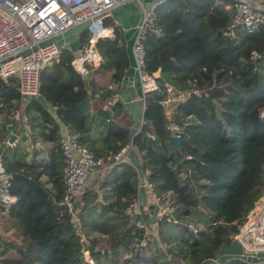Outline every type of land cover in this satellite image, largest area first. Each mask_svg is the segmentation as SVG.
<instances>
[{"label":"trees","instance_id":"1","mask_svg":"<svg viewBox=\"0 0 264 264\" xmlns=\"http://www.w3.org/2000/svg\"><path fill=\"white\" fill-rule=\"evenodd\" d=\"M228 3L160 0L154 5L157 34L145 33L141 73L166 76L175 95L196 89L207 97L173 102V114L167 116L164 93L146 94L137 133H130L121 105L110 99L129 64L118 27L97 39L101 64L86 83L66 49L41 70L38 97L27 105L39 119L38 139L49 148L44 158L26 162L10 156L12 162L4 164L16 175L10 189L15 203L8 227L0 224V264H86L81 248L91 264H249L239 258L213 262L264 196V26L254 34L239 31L234 39L225 38L233 16ZM90 36L82 27L79 49ZM89 94L100 100H90ZM20 100L16 80H0V116L12 113ZM42 103L55 110L58 122ZM89 108L93 114L87 121ZM186 122L181 150L175 151L167 124ZM58 123L94 158L116 154L128 144L137 150L150 194L157 201L168 199L172 211L157 221V241L128 213L137 198V172L128 163L94 170L70 212L57 206L63 192ZM141 213L144 221L147 214ZM190 224L200 228L197 235Z\"/></svg>","mask_w":264,"mask_h":264},{"label":"built area","instance_id":"2","mask_svg":"<svg viewBox=\"0 0 264 264\" xmlns=\"http://www.w3.org/2000/svg\"><path fill=\"white\" fill-rule=\"evenodd\" d=\"M226 1L229 2L226 9L230 8L232 3L233 16L223 33L225 38L234 39L239 31L254 34L264 26V0ZM132 2L137 3L141 10L140 24L132 45L131 56L137 71V88L140 92L142 111L144 96L150 93H164L161 102L164 109L173 102H185L191 96L207 97L206 93L202 94L196 89L175 95L173 86L168 81H158L155 74L141 73L145 33L153 31L157 34V32L153 30L154 7L146 11L140 0H23L21 2L0 0V80L6 82L8 79H15L21 99L37 98L39 73L57 58L61 50L55 38L68 30L87 27L91 32L88 45L78 49L71 62L73 69L82 78L86 75L87 67L94 63L96 58L97 39L110 36V31L101 27L98 18ZM252 57L256 58L257 55L253 53ZM165 111L168 112L169 109ZM141 124L142 120L140 126ZM187 126V122L182 126L168 123L167 129L171 136L180 137ZM145 137L150 141L154 139L148 133H145ZM5 144L6 141H2L0 148ZM131 147V144H128L116 154L94 158L77 144L66 128L62 127L59 150L63 163L61 171L63 192L57 206L70 212L73 199L81 193L94 170L105 165L127 163ZM190 159V156H186V160ZM11 179V175L2 166L0 150V224L8 217V212L15 203V197L10 191ZM143 186H146L144 177L137 174V189ZM156 204L160 208V218L171 215L168 199L156 200ZM128 213L136 217L134 222L136 227L143 228L148 237L156 240L155 235L142 220L137 198L129 204ZM71 217L74 219L72 214ZM188 228L194 235L200 231V228L194 224H190ZM236 240L244 254L252 256L250 264H264V196L255 203L247 215L236 235ZM80 243H85L83 237L80 238ZM140 245L144 246V242ZM80 252L84 262L91 264L87 254L82 252V248Z\"/></svg>","mask_w":264,"mask_h":264},{"label":"crops","instance_id":"3","mask_svg":"<svg viewBox=\"0 0 264 264\" xmlns=\"http://www.w3.org/2000/svg\"><path fill=\"white\" fill-rule=\"evenodd\" d=\"M158 1H160V0H158ZM133 4H134L133 2L128 3L126 5H123L117 9L113 10L111 12V14H112L111 22H107V24H105L104 27L101 26L102 28L107 29L110 32H111L113 27H118L122 31V34H123V41H124L125 50L127 53L128 63H129L127 72H126L125 77H124L126 79V83L123 85V87H121V85H120L115 96H113L110 99L111 100L112 99L117 100L119 102V104L121 105V111L123 112V114H125L126 120H128L131 124V127H130V133L131 134H134L137 131H139L140 122L142 120L141 119L142 118V102H141L140 96L137 93V90H138L137 89V71L134 68V63L132 61V56H131L132 55L131 54L132 45H133V42H134V39H135V36L137 33V28L140 24L141 12H139V10H137V8ZM146 4H147V6L145 8L143 7L144 10H146V11H149L150 9H152L154 7L153 5H150V0H147ZM76 29H77V31L75 33H73L74 38L71 41L68 39V41H67L68 43H65L63 41V39H61V43H60V41L58 40L59 36L55 38V42L57 44H59L61 49L69 50V51L73 52V54L76 53L77 50L79 49L76 37H77L78 33L81 31V28H76ZM100 64H101L100 57L96 53V58L94 60V63H91L87 67L86 75L89 76V74L94 73L98 69ZM93 65H96V66L91 69V66H93ZM155 76L158 77L160 79V81H167V78L164 75H160V74L156 73ZM87 80H88V77L86 79V82H87ZM89 97H90V100H92V101H99L100 100L97 96H94V95L92 96L89 94ZM106 100H108V99H106ZM42 105L45 108V110L53 117V119L56 122H58V120L56 119L55 114H54L55 110L46 104L42 103ZM171 111L172 110L170 108L169 111L166 112L167 116H169L168 113L173 114V112H171ZM87 112H88L87 113L88 114L87 121H90L92 114H93V111L91 110V108H89ZM189 121H191V119ZM59 126H60L59 132L61 134L62 133V126L60 124H59ZM30 129L31 130L29 131L28 127H22L21 128V127H14L13 125H10V130H8V133L14 134L13 136H15V141H22V143H23L26 141L25 140V138L27 137L26 134H29L31 136L33 134L31 131H34V133H36V130H37L36 127L30 128ZM30 139H31L30 141L32 143L36 141V138H34L32 136ZM127 163L130 164L136 170L138 175H142L143 166L141 163L140 156L134 147H131L129 152H128ZM140 190H141V192H140ZM154 200L155 199L150 194V190L148 187L143 186V187H139L137 189V203H138V206L141 209V211H145L146 213H148L147 217L144 221L148 225V229L151 230V232L156 231V223L158 220H160L159 212L158 211L156 212V210L154 208V204H153ZM159 210H160V208H159ZM4 221H7V219H5ZM4 221L1 223V226H4L3 225ZM234 243H236L238 245V247H239L238 249L232 248ZM231 258L243 259L244 261H246L249 264L252 261V256L244 254L242 248L240 247V244L237 241L233 242L231 244V247H229L228 249L221 250L216 255L214 260L219 262V261H224V260L231 259Z\"/></svg>","mask_w":264,"mask_h":264},{"label":"rangeland","instance_id":"4","mask_svg":"<svg viewBox=\"0 0 264 264\" xmlns=\"http://www.w3.org/2000/svg\"><path fill=\"white\" fill-rule=\"evenodd\" d=\"M11 1H15V0H11ZM16 1L21 2L23 0H16ZM146 1L147 0H140V3L143 5L144 8L147 6ZM157 1L158 0H150V5L154 6L157 3ZM133 5L137 8V10H139V12H141L140 7L138 6L137 3H134ZM98 20H99L101 26H104L107 22H111V20H112L111 12L105 16L99 17ZM76 31H77V29L68 30V31L64 32L62 34V36L60 35L61 37L59 36L58 40L61 43V39H63V41L65 43H68L67 42L68 39L71 41L74 38L73 33H75ZM29 101L30 100H27V99H24V100L21 99L18 107H16V109L14 111H12V113L9 112V115H6L5 118L0 116V131L3 133L2 137L4 138L3 140L0 141V143L4 140L7 141L10 135H14V134L8 133V130H10V125H13L14 127H21V128L22 127H28L29 131L31 130L30 128H35L38 125L39 119H38L36 113L27 105ZM168 109H170V106L168 108H165L164 110H168ZM1 132H0V135H1ZM31 132L33 133L31 136L36 138V141L32 143L30 141L31 136L29 134H26L27 137L25 138V140H26L25 142L22 143V141H15V143H13V145L11 147H9V150L3 156V159L1 158V162H2L3 167H4V164L8 165L9 163L12 162V159L10 158V156L15 158V160L16 159L18 160L22 157V159H24L26 161H30V159H32V158H35L36 160H38L40 158L45 157L46 150L49 148V146L41 143V141L38 139V137H37L38 132H39L38 129L36 130V133H34V131H31ZM4 146L5 145L1 146V148H0L1 151L3 150ZM3 153H2V155H3ZM2 155H1V157H2ZM41 180L43 181L44 179H41ZM140 192H141V190H140ZM153 204H154V208H155L156 212L157 211L159 212L160 210H159V207L156 205V200H154ZM146 214H148V213H146ZM146 217H147V215H146ZM3 225L4 226H2V228H7L8 227L7 221H4ZM146 226L148 227L147 224H146ZM152 233L155 235V237H157L156 231H153ZM232 240H233V242L237 241L236 236H234L232 238ZM97 248L100 250H103L105 248L104 243L99 245ZM228 248H225V249H228ZM232 248L238 249L239 247L236 243H234Z\"/></svg>","mask_w":264,"mask_h":264},{"label":"water","instance_id":"5","mask_svg":"<svg viewBox=\"0 0 264 264\" xmlns=\"http://www.w3.org/2000/svg\"><path fill=\"white\" fill-rule=\"evenodd\" d=\"M107 24V23H106ZM105 26V25H104ZM102 26V27H104ZM88 75H84L82 77V81L85 83L86 79H87ZM126 83V79L124 78L122 83H121V87H123V85ZM142 119V118H141ZM15 142V136L10 135L3 150L1 151V155L2 153L9 147H11L13 145V143ZM170 142L172 144V147L175 151H180L181 150V139L180 137H176V136H171L170 137ZM16 175H11V178H14ZM136 217H133V223L135 222Z\"/></svg>","mask_w":264,"mask_h":264}]
</instances>
